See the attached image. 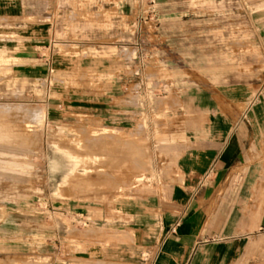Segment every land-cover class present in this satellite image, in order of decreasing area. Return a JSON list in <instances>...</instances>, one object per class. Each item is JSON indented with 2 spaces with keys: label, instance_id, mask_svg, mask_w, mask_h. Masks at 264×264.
I'll use <instances>...</instances> for the list:
<instances>
[{
  "label": "rangeland",
  "instance_id": "obj_1",
  "mask_svg": "<svg viewBox=\"0 0 264 264\" xmlns=\"http://www.w3.org/2000/svg\"><path fill=\"white\" fill-rule=\"evenodd\" d=\"M37 1L0 18V264H65L146 225L178 176L165 155L220 98L244 104L264 207V0ZM239 264H264V232Z\"/></svg>",
  "mask_w": 264,
  "mask_h": 264
},
{
  "label": "crops",
  "instance_id": "obj_2",
  "mask_svg": "<svg viewBox=\"0 0 264 264\" xmlns=\"http://www.w3.org/2000/svg\"><path fill=\"white\" fill-rule=\"evenodd\" d=\"M39 3L0 0V18L39 15ZM114 89L117 84L110 92ZM218 100L197 105L187 141L165 155L178 176L168 180V197L150 204L146 225L135 233L123 230L120 242L111 233L110 245L101 243L93 254L63 247L65 264H239L247 248L260 249L264 207L261 190L251 186L257 182L256 164L246 165L244 104ZM115 107L102 103L94 112L104 121L107 114L118 116Z\"/></svg>",
  "mask_w": 264,
  "mask_h": 264
},
{
  "label": "bare ground",
  "instance_id": "obj_3",
  "mask_svg": "<svg viewBox=\"0 0 264 264\" xmlns=\"http://www.w3.org/2000/svg\"><path fill=\"white\" fill-rule=\"evenodd\" d=\"M42 117H43V114L42 113H39V114H36L35 119L39 120V119H42Z\"/></svg>",
  "mask_w": 264,
  "mask_h": 264
}]
</instances>
